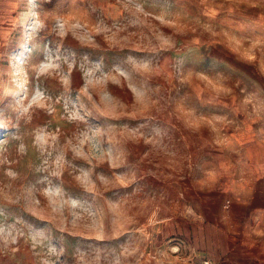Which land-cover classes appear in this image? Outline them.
Instances as JSON below:
<instances>
[{
    "label": "rangeland",
    "instance_id": "1",
    "mask_svg": "<svg viewBox=\"0 0 264 264\" xmlns=\"http://www.w3.org/2000/svg\"><path fill=\"white\" fill-rule=\"evenodd\" d=\"M249 1L264 8L0 0V264L189 257L178 222L216 193L228 124L264 87Z\"/></svg>",
    "mask_w": 264,
    "mask_h": 264
},
{
    "label": "crops",
    "instance_id": "2",
    "mask_svg": "<svg viewBox=\"0 0 264 264\" xmlns=\"http://www.w3.org/2000/svg\"><path fill=\"white\" fill-rule=\"evenodd\" d=\"M244 18L251 26L264 27L261 1H249ZM244 99L250 100L249 107L237 123L228 124L226 155L215 175L216 193L200 197L191 206L192 217L184 213V223L178 222L189 257L167 251L162 264H196L198 257L215 264H264V87ZM169 220L172 225L175 219Z\"/></svg>",
    "mask_w": 264,
    "mask_h": 264
},
{
    "label": "built area",
    "instance_id": "3",
    "mask_svg": "<svg viewBox=\"0 0 264 264\" xmlns=\"http://www.w3.org/2000/svg\"><path fill=\"white\" fill-rule=\"evenodd\" d=\"M230 204V200L226 201V205ZM179 250V249H177ZM177 250H175L174 252H177ZM196 264H215L214 261L210 258L207 257H198L197 263Z\"/></svg>",
    "mask_w": 264,
    "mask_h": 264
},
{
    "label": "snow or ice",
    "instance_id": "4",
    "mask_svg": "<svg viewBox=\"0 0 264 264\" xmlns=\"http://www.w3.org/2000/svg\"><path fill=\"white\" fill-rule=\"evenodd\" d=\"M0 130H2V129H0Z\"/></svg>",
    "mask_w": 264,
    "mask_h": 264
}]
</instances>
